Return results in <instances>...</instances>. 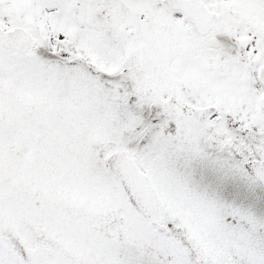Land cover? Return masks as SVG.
<instances>
[{"label":"snow or ice","instance_id":"6c2138e0","mask_svg":"<svg viewBox=\"0 0 264 264\" xmlns=\"http://www.w3.org/2000/svg\"><path fill=\"white\" fill-rule=\"evenodd\" d=\"M0 264H264V0H0Z\"/></svg>","mask_w":264,"mask_h":264}]
</instances>
